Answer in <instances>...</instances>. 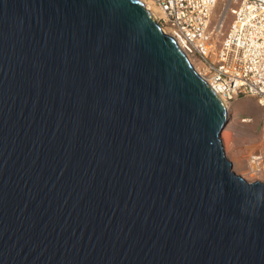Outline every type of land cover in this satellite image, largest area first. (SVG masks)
<instances>
[{
    "label": "water",
    "instance_id": "water-1",
    "mask_svg": "<svg viewBox=\"0 0 264 264\" xmlns=\"http://www.w3.org/2000/svg\"><path fill=\"white\" fill-rule=\"evenodd\" d=\"M140 0H0V264H264V182Z\"/></svg>",
    "mask_w": 264,
    "mask_h": 264
},
{
    "label": "built area",
    "instance_id": "built-area-1",
    "mask_svg": "<svg viewBox=\"0 0 264 264\" xmlns=\"http://www.w3.org/2000/svg\"><path fill=\"white\" fill-rule=\"evenodd\" d=\"M146 1L159 7V21L167 34L199 63V74L226 103L238 96L259 98L263 106L260 132L264 141V0L230 4L227 11L233 20L221 41L215 35L217 24L211 28L214 8L221 0ZM252 119L245 117L243 121ZM249 158L254 180H264V146Z\"/></svg>",
    "mask_w": 264,
    "mask_h": 264
},
{
    "label": "rangeland",
    "instance_id": "rangeland-1",
    "mask_svg": "<svg viewBox=\"0 0 264 264\" xmlns=\"http://www.w3.org/2000/svg\"><path fill=\"white\" fill-rule=\"evenodd\" d=\"M238 1L221 0L214 8L211 28L217 24V18H219L224 9L228 10L227 8L230 4L234 5ZM151 6L156 7L152 4ZM232 20L233 15L227 12L223 27L219 31L215 29V35L219 41L225 37ZM229 106L231 109L229 112L230 116H228L226 125L221 133V140L226 156L233 163V169L237 174L243 176L247 181H256L253 178V168L249 164V157L253 153L258 152L260 147L264 146V141H261L260 132L263 106L256 96H238ZM245 117L253 119L251 122H245L243 121ZM259 175L261 176V174ZM260 181L264 182V180Z\"/></svg>",
    "mask_w": 264,
    "mask_h": 264
},
{
    "label": "bare ground",
    "instance_id": "bare-ground-1",
    "mask_svg": "<svg viewBox=\"0 0 264 264\" xmlns=\"http://www.w3.org/2000/svg\"><path fill=\"white\" fill-rule=\"evenodd\" d=\"M140 1H142L144 4L146 3L145 4L146 8L149 9L153 13V15L156 18V20L159 21L160 18L162 17V12L159 9V7L156 6V5H154V4H152V3H149L146 0H140ZM151 4L154 5V6H156L158 9L156 7H152ZM227 12L228 11L224 9V11L221 13V15L219 16V18H217V25L215 26L216 31H219L220 28L223 27L225 18L227 16ZM159 23H160V21H159ZM160 26H162L161 23H160ZM161 28H163V26ZM163 29H164L163 31L165 33H167L166 29L165 28H163ZM189 58H190V61L192 62V64L194 65L195 69L199 73V63L197 61H195V59L193 57L189 56ZM226 105H227V109H228V116H230L229 115V112L231 111L230 106H229L230 103H226Z\"/></svg>",
    "mask_w": 264,
    "mask_h": 264
}]
</instances>
